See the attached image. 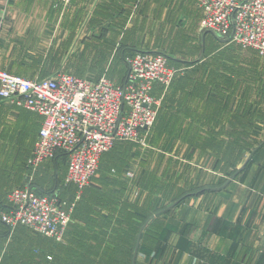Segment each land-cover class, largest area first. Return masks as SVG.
<instances>
[{
	"label": "crops",
	"instance_id": "obj_1",
	"mask_svg": "<svg viewBox=\"0 0 264 264\" xmlns=\"http://www.w3.org/2000/svg\"><path fill=\"white\" fill-rule=\"evenodd\" d=\"M197 6V0H70L68 4L0 0V69L27 79L65 72L121 84L128 72L127 58L137 51L173 55L168 65L175 68L172 59L178 58L174 56L204 55L211 46L213 35L202 31V11ZM234 45L253 51L252 56L259 54ZM201 67L176 75L167 87L154 83L152 94L160 99L155 135L146 136L147 147L130 141L115 143L100 171L101 176L110 177L108 181H100L98 174L77 199V188L63 185L66 158L56 163L54 156L35 168L27 163L41 117L0 101V212L8 207L9 192L34 185L52 189L60 199L74 203L67 234L60 242L71 244L65 250L51 238L21 225L10 230L0 220V264H105L67 262L71 256L83 260L92 255L109 257L107 264H114L112 256H118L117 264H264V147L243 150L244 140L256 143L254 137L246 136V121L226 119L227 111L242 109L236 105L235 89L243 77L240 73L228 80L220 75L215 86L209 84L215 88L213 93L210 87L201 90L198 85L207 74ZM229 81L233 87L226 93ZM244 108L262 112L264 102ZM214 127H224L226 134L215 141L234 144L229 157L246 159L223 184L198 161L189 171L194 180L188 177L181 183L174 167L168 178L158 180L160 186L156 185L158 172L148 168L149 162L144 168L131 167V159L142 166V155L158 151L152 144H158L155 140L163 133L170 134L173 142L193 144V153L199 154L194 159L225 158L216 146L208 145ZM227 127L235 128L234 135L227 134ZM165 155L162 159L191 156ZM120 158H126L124 168L113 163ZM119 179L123 182H115ZM179 189L190 192L173 200L172 192ZM158 190L168 195L158 196L157 203ZM164 204L165 208L154 211Z\"/></svg>",
	"mask_w": 264,
	"mask_h": 264
},
{
	"label": "built area",
	"instance_id": "obj_2",
	"mask_svg": "<svg viewBox=\"0 0 264 264\" xmlns=\"http://www.w3.org/2000/svg\"><path fill=\"white\" fill-rule=\"evenodd\" d=\"M198 6L202 31L264 54V0H198ZM127 63L121 84L105 77L91 80L65 72L27 79L0 69V101L41 117L28 165L35 168L58 152L65 153V184L77 188L76 199L96 174L101 155L115 143L146 146L145 138L160 105V99L152 94L153 85L157 82L167 87L176 75L168 57L160 52L137 51ZM7 204L0 220L10 230L21 225L63 242L74 203L56 193L38 194L25 187L9 192Z\"/></svg>",
	"mask_w": 264,
	"mask_h": 264
},
{
	"label": "rangeland",
	"instance_id": "obj_3",
	"mask_svg": "<svg viewBox=\"0 0 264 264\" xmlns=\"http://www.w3.org/2000/svg\"><path fill=\"white\" fill-rule=\"evenodd\" d=\"M197 5H198V0H197ZM197 7L199 8V6H197ZM211 36H212V34H211ZM210 38H211V46L205 48L206 52H204L205 53L204 55L196 53L193 56H174V58H178L176 60L170 58L174 61L176 75L185 74L187 71L192 70V68L198 69L199 67L202 66L200 68V71L201 72L207 71V74H206L204 79H200L198 81V85L201 88V90H205V88L210 87L212 92L214 93L215 88L209 86V84L215 86V84L218 81V78L223 77V76L225 78H227L228 80H234V78L236 76L238 77V75L241 73L243 79H238V82H239L238 86L239 87H237L235 89V91H237L238 94L235 96H237L236 105L241 104L240 106L242 107V109H240L239 111H235V110L227 111L226 112V119H228V120L229 119L230 120L231 119H233V120L237 119V120L246 121V124L243 125L244 126L243 129H246L248 132V134L246 136H248L249 139H251L250 136L254 137V139L256 140V143H260V145H263L264 144V140H263L264 139V123L261 125L257 124V125H259L258 127H254V125L246 127V125L248 122L251 124H254L255 122L262 123V122H264V118L262 121H260V120L257 121L258 111H254V110L251 111L248 109L246 110L244 108V105H255L259 102H264V54L255 53V55L252 56L253 51L240 49L237 46H235L233 42H230L227 39H223V38H220V37L214 36V35ZM161 53L165 54L168 57L173 56V55H169L168 53H165V52H161ZM242 54H245L247 57H241ZM128 59H129V57L127 58V61H128ZM220 75H223V76H220ZM227 86H228V89H227L228 92H226V90L223 89V93H225V92L229 93L230 92V89L233 87V81H229V84H227ZM230 102L232 103V101L229 100L228 104ZM233 105L234 104L232 103V106ZM154 126H155V123L152 125V127L148 131L147 136H149V134H150V137L155 135V127ZM224 129H225L224 127H220L219 129L215 128V127L212 128V131L208 135L211 138L212 142L208 143V145L216 146V148H218L216 151H222V153H221L222 156L227 155V157H225V158H221V157L220 158H213L212 157L211 159H205V160L200 159V158L194 159L192 157L193 156L199 157V154L193 153L194 151H196V150H193V148H192L193 144L184 143V142L183 143L173 142L172 139L170 138V134L163 133V134L158 135V140H155V142L158 141V144H156V143L152 144V146L156 145L153 147L158 146V151H154V150L150 151L149 150L147 153L142 155L144 158V160H142V163H140L142 166H138L137 161L136 160L133 161L131 159V163L134 162L131 165V167L144 168L143 166L145 164L147 165L149 162L148 168L151 166L152 172H154V171L158 172V178H157L156 185H159V183L162 184V182H158V180L161 179V181H162L163 178L164 179L168 178L170 176V172H171L170 170L175 167L174 170H176L179 173L178 175L180 176V181L182 183V181L186 180L188 177L190 180H194L195 176L191 175L189 171L191 170V168H194V165H197L195 162L198 161V162H200L199 166L200 165L202 166L203 164H205L206 167H209L210 170L212 171V173L210 174L211 177H216L217 180L220 178L219 179V180H221L220 184H223L224 182L229 181V179H232V177L234 176L233 175L234 172L246 160L244 158L243 159H240V158L236 159L233 157H229L230 155L234 154V152L232 151V147L234 146V144H232L231 142L219 144L217 141H215V140H218V138L220 136L226 135L224 132ZM226 129H227L228 135H230V134L234 135L235 128L227 127ZM212 136H216V137L213 138ZM120 142H122V141H120ZM248 143L253 144L252 141L248 142ZM149 149H151V148H149ZM109 152H112V150H110ZM109 152H106L101 156L98 170H97L96 174L94 175V177L92 178V180L90 181V183L93 181L94 182L96 181L95 179L97 178L98 174H100V176H99L100 181L107 182L108 179L110 178L106 175L101 176V173H100L101 170L103 171V167H106V161L104 158H105V156H107V153H109ZM172 152H175V153L182 152V154H184V155H191V156L189 157V159L184 158V157H182V159H178V160H176V159L173 160V158H171V157H169V159H167V158L162 159V158H164V156L165 157L167 156V155H165V153H172ZM161 156H163V157H161ZM125 159H122V158L116 159L113 163L115 165H119L121 168H124L122 166H125L128 164V163L124 162ZM172 161H173V164H172ZM113 163H111V165ZM111 167L114 168V166H111ZM126 167H130V166H126ZM108 168H109V166H108ZM162 168H163V170H162ZM131 171L133 172V170H131ZM52 176L54 177V175H52ZM121 180L122 179H119V181H115V180L114 181L120 182ZM121 182H123V181H121ZM63 185H64V187H66L65 183ZM182 186H184V185H182ZM189 192H190V190L186 191L183 189H179L178 191H173L172 192L173 200H179V199H181V197H183L184 195H186ZM156 193H157V200H156L157 203H158V196H160L162 194L168 195V193H165V192L162 193V192H159V190ZM57 196L59 198V195H57ZM163 198H164V196H163ZM164 203H167V202H164ZM165 206H166L165 204L163 206H158V208L154 211L161 210V209L165 208ZM147 234L152 236L151 233H149V232H147ZM70 247H71V244L61 245L60 250L69 249ZM112 257L114 258V256H112ZM97 258H99V260ZM108 259H109V257H108ZM108 259H107V256H100V255H95V256L92 255V259L90 256H86V258L83 260L80 258V256H71L67 260V262H72V261H74V262L75 261L76 262H86L89 260H91V261L96 260L97 262L107 264ZM51 260H52L51 262H53L55 260V258L52 257ZM145 263H147V262H145ZM83 264H90V262L83 263ZM91 264H92V262H91Z\"/></svg>",
	"mask_w": 264,
	"mask_h": 264
},
{
	"label": "trees",
	"instance_id": "obj_4",
	"mask_svg": "<svg viewBox=\"0 0 264 264\" xmlns=\"http://www.w3.org/2000/svg\"><path fill=\"white\" fill-rule=\"evenodd\" d=\"M215 36V35H214ZM168 57V56H167ZM168 59H169V57H168ZM176 76V75H175ZM175 78V77H174ZM174 78L172 79V80H174ZM172 80H171V82H172ZM171 82L169 83V85L171 84ZM168 85V86H169ZM263 118H264V111H258V114H257V121L258 120H260V121H262L263 120ZM249 123V122H248ZM254 125V127H258V125L257 124H253ZM244 132H246V130H244ZM122 142H125V141H122ZM245 144V145H244ZM259 144V145H258ZM242 149L243 150H245V149H248V148H250L251 150L252 149H256V150H261L260 148H263L264 147V144L263 145H260V143H254V144H249L246 140H244L243 141V143H242ZM66 156V154L65 153H63V152H58V154H56L55 155V157L53 158L55 161H56V163H57V161L58 160H61V161H63L64 160V158H66V160H67V157H65ZM237 171V170H236ZM236 171L234 172V174L236 173ZM54 179H57V177H55ZM55 181V180H54ZM34 192H36V193H38V194H51V193H55L52 189H42V188H39V187H36V185H34V186H31L30 187ZM69 225H70V223L68 224V227H69ZM68 227H67V229L66 230H68ZM66 234H67V231H66ZM65 236V235H64ZM65 239V238H64ZM51 241H53L54 242V244H57V245H62L60 242H56V241H54V240H51ZM118 258V256H114V258H113V263L114 264H117V263H115L116 262V259ZM125 258H126V256H125ZM47 259L48 260H51L52 259V256H47Z\"/></svg>",
	"mask_w": 264,
	"mask_h": 264
},
{
	"label": "bare ground",
	"instance_id": "obj_5",
	"mask_svg": "<svg viewBox=\"0 0 264 264\" xmlns=\"http://www.w3.org/2000/svg\"><path fill=\"white\" fill-rule=\"evenodd\" d=\"M210 33V32H209ZM212 34V33H211ZM213 35V34H212Z\"/></svg>",
	"mask_w": 264,
	"mask_h": 264
}]
</instances>
